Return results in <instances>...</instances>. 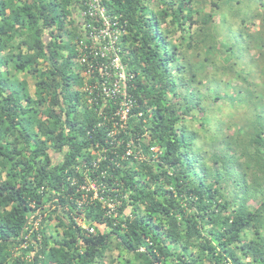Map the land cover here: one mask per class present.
I'll return each mask as SVG.
<instances>
[{
	"label": "trees",
	"instance_id": "1",
	"mask_svg": "<svg viewBox=\"0 0 264 264\" xmlns=\"http://www.w3.org/2000/svg\"><path fill=\"white\" fill-rule=\"evenodd\" d=\"M77 2L0 0V264H264V0H102L124 129Z\"/></svg>",
	"mask_w": 264,
	"mask_h": 264
},
{
	"label": "built area",
	"instance_id": "2",
	"mask_svg": "<svg viewBox=\"0 0 264 264\" xmlns=\"http://www.w3.org/2000/svg\"><path fill=\"white\" fill-rule=\"evenodd\" d=\"M102 0H78L75 7L73 18L77 19L80 28L87 35L89 41L88 45L83 46L82 50L88 51V55L85 54L81 59L82 62L90 60L91 64L88 66L84 76L88 77L92 73V62H95L99 77L102 79L101 87L96 95H99L105 102H111L115 106H118L113 113L118 121H115V126H119L124 129L129 121L130 110L134 103L130 91L134 89L131 83L132 74L127 73L126 65L121 61L122 49L119 46L120 38L125 33L124 28L117 26L118 21L116 18H112L108 15L106 7L102 4ZM97 24L98 26H95ZM91 28V31L87 32V29ZM89 58V59H88ZM98 82L94 86H88L84 88L85 91L91 92L97 87ZM89 103L92 99H89ZM113 118V117H112ZM114 132L111 133L115 134ZM130 147L126 150L125 156H132L133 151ZM150 151L154 154H158V148L151 147ZM134 159H139L140 156L133 155ZM86 188L82 186L81 189ZM87 191H93V199L97 198L96 187L94 184H90ZM100 200H103L100 198ZM103 204L108 209L107 213L111 214L115 209V204L103 200ZM46 216L40 209H37L33 215L29 216V223L32 230H37L41 219ZM76 225L86 232L87 235H94L96 230L93 226L85 223L80 218L75 219Z\"/></svg>",
	"mask_w": 264,
	"mask_h": 264
},
{
	"label": "rangeland",
	"instance_id": "3",
	"mask_svg": "<svg viewBox=\"0 0 264 264\" xmlns=\"http://www.w3.org/2000/svg\"><path fill=\"white\" fill-rule=\"evenodd\" d=\"M206 10L209 11L210 9L207 8ZM189 56L191 57L190 59H194V58H193L194 56L192 57L191 54H189ZM189 56H188V59H189ZM195 60H196V59H195ZM195 60H194V61H195ZM246 62H247V61H246ZM72 69H73V68H72ZM72 72H73V71H72ZM70 80H72V82H70ZM70 80H69L70 85H69V87H68L69 90L72 89V84H73V83H76V82H75V81H76V78L72 75V76H70ZM29 91H30L31 94H33V93H32V92H33V89H32V88H30ZM70 92H71V91H70ZM55 158H56V157H55ZM54 160H57V159H54ZM247 204H248V206H250V207H255V202H254V201H253V202H252V201H249ZM114 255H115V253H114Z\"/></svg>",
	"mask_w": 264,
	"mask_h": 264
}]
</instances>
